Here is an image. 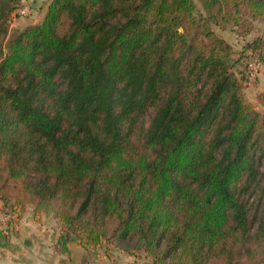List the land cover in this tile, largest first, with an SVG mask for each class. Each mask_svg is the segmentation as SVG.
Masks as SVG:
<instances>
[{
    "label": "trees",
    "instance_id": "obj_1",
    "mask_svg": "<svg viewBox=\"0 0 264 264\" xmlns=\"http://www.w3.org/2000/svg\"><path fill=\"white\" fill-rule=\"evenodd\" d=\"M18 1L0 0V208L57 219L64 254L75 235L153 264H264V109L214 29L264 21V0H51L11 34Z\"/></svg>",
    "mask_w": 264,
    "mask_h": 264
},
{
    "label": "rangeland",
    "instance_id": "obj_2",
    "mask_svg": "<svg viewBox=\"0 0 264 264\" xmlns=\"http://www.w3.org/2000/svg\"><path fill=\"white\" fill-rule=\"evenodd\" d=\"M50 1L51 0H19L18 4L20 5V8L19 10L13 12L10 21V33L13 34L17 31L25 29L29 25L41 22L45 16ZM214 29L220 36L224 37L232 44L233 56L235 59L239 60V63L237 64V70L240 72L248 71L247 64L250 62L252 57L257 56L256 52H264V21H254L250 29L234 26L230 23L225 24L224 26L215 25ZM255 50L256 52H254ZM245 98L257 109H264L262 104V102H264V64L262 61L256 78L252 80L248 79L245 82ZM31 206L32 205H29L28 207ZM42 216L43 218H40L42 226L46 225L48 228L51 227L52 231L54 232L52 233V236H54L55 240V248L49 250V252L48 250H45L44 255L45 257L47 255H53L54 258H59V253L62 250L61 246L57 242V238L60 236V234H62L63 226L52 216ZM69 243L72 250L70 249L69 253H66L65 255L63 254L64 256L67 257L68 255L78 257L80 252H84L82 251L84 247L81 245L79 239L75 235L71 236ZM56 245L58 246L56 247ZM103 251L104 250L102 247L85 250L87 253V258L91 260L102 254ZM117 251L119 252V250ZM119 258H122V256ZM32 262H30V264H32Z\"/></svg>",
    "mask_w": 264,
    "mask_h": 264
},
{
    "label": "crops",
    "instance_id": "obj_3",
    "mask_svg": "<svg viewBox=\"0 0 264 264\" xmlns=\"http://www.w3.org/2000/svg\"><path fill=\"white\" fill-rule=\"evenodd\" d=\"M0 207H3L1 200ZM34 209V206L27 207L22 214L19 211L15 214L16 219L11 224L12 230L9 233L11 243L8 247L0 246V264H30L32 261L34 262L32 264H153L144 255L132 256L117 250L103 251L92 260L87 258L85 248L78 257L68 255L66 257L61 252L59 258H54L53 255L45 257V250L49 252L55 248V240L52 236L54 232L51 227L42 226L40 222V218H43L42 215L46 214L44 212L36 213ZM0 228L8 230V227L1 225ZM68 245L72 250L70 243ZM120 256L122 258H119Z\"/></svg>",
    "mask_w": 264,
    "mask_h": 264
},
{
    "label": "built area",
    "instance_id": "obj_4",
    "mask_svg": "<svg viewBox=\"0 0 264 264\" xmlns=\"http://www.w3.org/2000/svg\"><path fill=\"white\" fill-rule=\"evenodd\" d=\"M260 65H261V60L257 54V56L252 57L250 62L248 63V76L250 80L256 78L257 73L260 69ZM15 219H16L15 214L6 212L2 208H0V225L1 226L8 227L11 224V221H13L14 223ZM14 228H15V225H14Z\"/></svg>",
    "mask_w": 264,
    "mask_h": 264
}]
</instances>
